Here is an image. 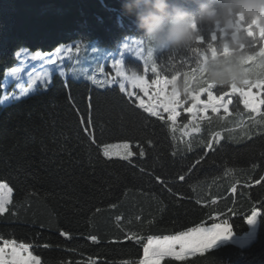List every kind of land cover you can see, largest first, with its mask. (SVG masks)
<instances>
[{
  "label": "trees",
  "instance_id": "16d2710c",
  "mask_svg": "<svg viewBox=\"0 0 264 264\" xmlns=\"http://www.w3.org/2000/svg\"><path fill=\"white\" fill-rule=\"evenodd\" d=\"M130 2L0 0V101L11 88L3 90V80L19 49L45 54L72 46L62 74L50 76L46 91L0 102V180L14 189L10 209L16 213L0 215V240L30 245L41 264H136L149 236L175 235L226 219L232 235L242 237L255 207L261 215L247 247L225 244L161 264H264V106L252 113L239 96L225 97L224 102L231 100L228 113L213 114L208 125V131L224 137L217 143L206 132L187 138L179 122L188 116L175 125L168 114L149 117L118 87L101 90L69 76L72 58L81 48H114L127 36L147 42L136 17L125 11ZM172 2L192 13L202 5L213 7L218 23L197 16L191 44L159 49L154 59L161 76L182 78L192 71L200 59L193 48L204 53L200 69L226 56L239 63L264 55V14L227 18L228 0ZM232 27L237 29L234 43L220 32ZM126 64L136 62L126 58ZM250 66L239 67L246 73ZM245 77L239 85L248 89L252 81ZM211 86L217 95L229 87ZM69 90L81 111L91 96L99 143L128 141L137 153L139 144L145 156L137 154L132 164L105 160L79 133ZM209 141L211 148L205 146ZM61 230L70 238L61 236Z\"/></svg>",
  "mask_w": 264,
  "mask_h": 264
},
{
  "label": "snow or ice",
  "instance_id": "6c2138e0",
  "mask_svg": "<svg viewBox=\"0 0 264 264\" xmlns=\"http://www.w3.org/2000/svg\"><path fill=\"white\" fill-rule=\"evenodd\" d=\"M198 43L203 44L204 41L201 39ZM131 44L135 45V51L138 58L144 61V71H148L147 65L151 63V72L156 74V78L149 81L144 76H129L123 70L122 62L120 60H115L112 67L116 69V76L121 78V82H119V91L131 98L133 93L128 91L127 86L130 85L132 89H139L145 96L148 97V102L146 103L143 98L137 97L138 107L142 109L144 113H147L149 117L156 118L160 117L161 113L159 109L162 108L164 112L168 113V120L175 125L177 117L180 115L177 108L181 105V101L175 90H173L169 95L167 88L169 84H173L176 81L177 76L173 75L171 79H168L166 76H161L159 74L157 62L153 56L155 50L150 45H148L147 58H145L143 55L145 52V42L133 41ZM129 49L130 45L125 44L124 50ZM191 50L197 53L200 56V59L192 71L184 73L186 77L184 90L190 96L192 101L191 106L186 109L187 113L192 117V121H190V123L198 119L199 112L207 113L211 110L212 113H216L220 107H223L224 112L228 113L229 109L227 104L231 103V100L229 99L223 104L221 102L224 101L225 97L230 96V94H239L242 98L244 108L250 110L252 113L258 112L261 106H264V95L258 99L251 90L253 87H259L264 90V79H258L256 82L252 83L247 90L232 85L228 87L227 91L217 95L213 91V86L208 85L200 79V65L204 53H202L199 48H193ZM59 53L60 49H57L55 58H44L49 64H56L57 60L60 58ZM32 59H41V54L33 56ZM12 71L14 74H17L20 72V69H13ZM40 79L41 84L46 91L49 82L46 78ZM189 79L192 82L191 85H189ZM115 82V79L97 81L94 77L92 78V83L97 87H107ZM36 83V80H32L28 89H21L20 95L5 92L3 100H19L27 97L29 91L31 90V86ZM65 87H68L67 84ZM204 95L207 96L206 100L201 99ZM67 98L72 110L76 114L79 133L86 139L90 146L95 145L96 149L105 160L113 161L115 159L132 164V158L137 154L141 158L145 156V152L139 144H137V148H139V152L137 153L132 150L131 143L128 141L118 143H99L97 139L96 124L91 115L93 108L91 96L89 95L87 97V103L84 111L80 110L79 106L75 102V98L71 95L70 90ZM219 138L220 133L216 132L213 139H215L218 143ZM148 143L151 145V141ZM205 146L207 148H211V141H209V143ZM175 154L176 153L173 152V155ZM196 163H200V161L197 160ZM140 171L143 172L144 169H140ZM179 179L183 181L185 177L181 175L179 176ZM157 180L160 183H164V181L160 180L159 177H157ZM13 193V187H11L6 180H0V215L9 213L13 215L16 214L10 209V205L13 203ZM97 211H99V209H97ZM260 215L261 212L258 211L257 208L253 207L246 222L248 224H254L257 217ZM117 219L119 220L120 217H117ZM213 219H218V217H214ZM59 234L65 238H70L69 234L63 230H61ZM231 234V224L225 219L220 222H214L210 227L201 225L199 227L191 228L188 231H181L175 235L149 236L147 244L143 247V259L139 261V264H161L165 258H172L176 261H181L193 252L204 254L209 252L221 238H228ZM90 239L94 242L97 240L94 235L91 236ZM45 246L47 247V245ZM0 264H41V260L38 256L33 255L31 246L28 244L20 243L16 240H0ZM125 264H128V262L126 261Z\"/></svg>",
  "mask_w": 264,
  "mask_h": 264
},
{
  "label": "rangeland",
  "instance_id": "374dc122",
  "mask_svg": "<svg viewBox=\"0 0 264 264\" xmlns=\"http://www.w3.org/2000/svg\"><path fill=\"white\" fill-rule=\"evenodd\" d=\"M236 30L237 29L233 27L229 29L221 28L220 32L230 37L231 38L230 41L234 43L235 39H234L233 34L235 33ZM133 41H143V40L138 37L127 36L114 48L93 46L88 51L82 48L79 49L76 52V54L73 56L70 66L68 68L69 76L75 81H84V82L90 83L92 84V86L98 89H101V90L106 89V88H112V87L119 88V82H121V78L116 76V69L113 68L112 65L115 60H120L122 62L123 70L125 71L127 75L144 76L146 79L151 81L152 79L156 78V74H153L151 72V63L147 65L148 71L147 72L144 71L145 69L144 61L138 58L137 53L135 51V45L131 44ZM125 44L130 45L129 50H124ZM227 44L228 42L223 43V45H227ZM148 45L150 44L148 42H145V45H144L145 52L143 53L145 58H147ZM71 47H72L71 45H67V46L61 45L57 47L55 50H53L52 52L45 53V54H42L40 52H29L24 49H19L15 53V58H16L15 65L11 69L7 70V72L5 73L4 80H3V90H5L9 86L11 88L8 91L5 90V92L9 94L15 93L16 95H20L21 89H28L31 85L32 80H36L37 83L31 86V90L29 91V94L27 96L34 94L35 92L45 91L41 84L40 78H46L47 81L50 82V76L53 73L62 74L64 65L67 62L68 53H70L71 51ZM151 47L155 50L153 54L155 58L156 53H158L159 49H155L153 46ZM57 49H60V53H59L60 58L57 60L56 64H49L44 57L55 58L57 54ZM37 54H41V59H35V60L32 59V57L36 56ZM126 58H129L133 62H136L137 65L136 64L134 66L127 65ZM229 60H232V59L226 56L224 59L218 61L217 63H212L206 67L204 65L201 68L200 79L206 82L208 85H212V83L209 82L207 79V73L209 71V68L213 65H218L221 62H227ZM248 63L249 65H251L249 68V71H246V73H242L241 76L246 75L245 77L247 78L246 81H252V83H254L257 81L254 79L255 76L264 75V55L260 54L258 57L244 60L237 64L239 66H242ZM13 69H20V72L17 74H14L12 71ZM176 76H177L176 81L173 84L168 85L167 91L170 95L172 91L175 90L178 94V98L181 101V105L177 108V111L180 113L177 119L180 118L181 116H188L182 123L179 122V125H181L182 132L185 134L187 138H189V135L193 133L206 132V134H209L211 139H213V136L216 132L208 131V125L211 124L212 115L215 113H212L211 110H209L211 114L199 112L198 119L190 123V121H192V117L190 114L187 113L186 109L191 106L192 101L190 99V96L184 90L186 77L181 78L178 75ZM93 77L97 81H107V80L115 79L116 82L112 83L111 85H108L107 87H97L96 85L92 83ZM167 78L171 79V77H167ZM191 83L192 82L189 79V85H191ZM240 83L241 85H244V83L242 82ZM232 85H235L238 88H242L239 85V82L232 83L229 86H232ZM256 88H257V91L255 90ZM127 89L129 92H132L133 95L131 98H129L127 95L126 96L129 99L133 100V102L135 103L137 107H138V100L136 99L137 97L143 98L146 103L148 102V97L145 96L139 89H132L130 85L127 86ZM244 90H247V89H244ZM251 90L259 99L260 98L259 94L261 92V89L258 87H253ZM235 95L239 96V94H235ZM204 96L206 100L207 96L206 95ZM204 96H202L201 99ZM11 101H17V100L4 101L2 97L3 104L5 102H11ZM221 103L223 104L224 101H222ZM159 111L161 114H168L167 112H164L162 108H160ZM216 113H223L225 115L227 114L224 112L223 107H220L218 112ZM223 114H221L220 117H223L224 116ZM219 133H220V138H219V141H220L224 139V137L222 136L220 131ZM247 226H248V233L246 235L242 237H235L231 234L230 237L221 238L219 241H217L216 244L213 246V248H216L218 246H222L225 244H233L239 248L247 247L249 244H251V242L255 238L256 229H257V220L254 224L247 223ZM197 254H200V253L193 252L190 255H188L186 258H189ZM141 259H143V255ZM165 259H172V258H165ZM139 261L136 264H139Z\"/></svg>",
  "mask_w": 264,
  "mask_h": 264
},
{
  "label": "clouds",
  "instance_id": "9594fccd",
  "mask_svg": "<svg viewBox=\"0 0 264 264\" xmlns=\"http://www.w3.org/2000/svg\"><path fill=\"white\" fill-rule=\"evenodd\" d=\"M125 11L136 17L137 27L144 39L155 49L182 48L193 42L196 33L193 22L197 16L218 23L217 11L208 5H202L198 12H189L172 2V0H131L126 3ZM226 17L235 13L248 17L264 14V0H228ZM242 69L229 60L209 68L207 79L217 87H227L238 83Z\"/></svg>",
  "mask_w": 264,
  "mask_h": 264
}]
</instances>
